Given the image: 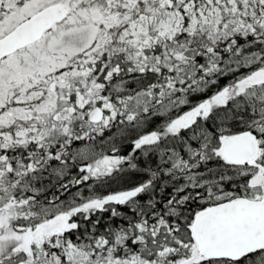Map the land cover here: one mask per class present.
Here are the masks:
<instances>
[{"label": "snow or ice", "instance_id": "1", "mask_svg": "<svg viewBox=\"0 0 264 264\" xmlns=\"http://www.w3.org/2000/svg\"><path fill=\"white\" fill-rule=\"evenodd\" d=\"M0 264H264V0H0Z\"/></svg>", "mask_w": 264, "mask_h": 264}]
</instances>
